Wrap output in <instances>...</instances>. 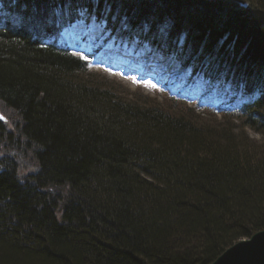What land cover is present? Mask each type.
<instances>
[{"label": "trees", "instance_id": "1", "mask_svg": "<svg viewBox=\"0 0 264 264\" xmlns=\"http://www.w3.org/2000/svg\"><path fill=\"white\" fill-rule=\"evenodd\" d=\"M12 2L0 13V106L16 124L0 121V141L25 146L38 169L21 182L18 151L0 158V264H212L264 229V145L242 136L264 141V98L223 115L227 126L211 111L128 100L49 44L69 19L55 9L87 7L124 35L182 36L185 64L264 92V0ZM48 192L68 204L62 219Z\"/></svg>", "mask_w": 264, "mask_h": 264}, {"label": "rangeland", "instance_id": "2", "mask_svg": "<svg viewBox=\"0 0 264 264\" xmlns=\"http://www.w3.org/2000/svg\"><path fill=\"white\" fill-rule=\"evenodd\" d=\"M83 28L82 30V34L86 33L87 34V42L83 43V44H71L73 47H78L79 50H83L85 48V46H87V52L89 53V51L94 48H104L106 49V51H117L118 53L125 55L123 57L120 58L119 60H116L115 63H118L119 65H121V62L124 61L126 62L129 66H137V63L140 62L141 60V56L144 53L143 49H147V48H142V46L138 45L137 41H133V42H129V41H125V40H121L118 42H115L114 40H111V42L107 41V36L108 33L104 32L105 26L103 24H95L94 23V19L91 20V24L89 26H83L80 24H77V26L75 27L76 29H80ZM81 31H79L80 33ZM79 34L77 35V38L80 37ZM71 35H74L75 37V31L74 28L71 30V33H68L66 35V38L71 42L73 41V38ZM76 38V37H75ZM114 44V45H113ZM119 46H121L122 48L118 50ZM139 47V48H138ZM138 48V53H134L135 50ZM75 50V49H74ZM134 53V54H133ZM134 55V56H133ZM125 57V59H123ZM109 59L112 60V54L111 53H107V54H102L99 53L98 54V58L95 59L94 61V72L96 76L98 78H100L103 83H106L107 85H109L110 87H112L113 89H115L116 91L120 92L123 94V97H126L128 100H133L135 97H137L136 95H140L142 97H145L148 101H151L149 97H147L146 95L154 98L156 96H154V92L153 91V87L158 84L156 82L150 83L147 80H137L136 81V75H132L131 77H126V74L123 72H118L114 71V70H105L103 68V66H105V63H103L102 61L104 59ZM171 61L168 63V66H166L164 68V72L162 71L161 73L158 71V74L156 75L157 78H159L162 82V80H164L165 82L162 83H166V86H169L170 88H172L175 91H182L185 92L187 95L189 96H195V97H202L203 99H207L209 102H213V103H218L220 101V103L222 102H226L228 101L227 98H223L224 96H222L221 98L217 97L216 94V90L213 91H209L207 83L199 78L196 77L194 78V80H190L188 85L185 86L184 83L187 81V79L190 77L191 72H186V71H182L180 69V67L178 66L177 63H175V59L174 58H170ZM175 61V62H174ZM155 62L157 63V60H155ZM118 65V66H119ZM157 68V67H156ZM170 68V70L168 71V69ZM158 69V68H157ZM162 75V76H160ZM159 100H161V97H158ZM238 102V101H236ZM233 102V103H236ZM3 112L5 113L6 116H10V119L13 117V115L4 110ZM199 115V114H196ZM208 117V116H206ZM209 118V117H208ZM211 119V118H210ZM215 120H217V122L221 123V124H227V126L229 125V120L228 119H222L221 116H216ZM240 123H242L240 121ZM234 125H240L238 123H235ZM11 129H13V125L10 126ZM9 128V129H10ZM243 140L248 142L249 144L251 142L260 145L261 147H263L264 145V141H263V137L262 135H260L259 133L250 130L248 128H243ZM4 143V142H3ZM2 141H0V158L3 157H10L12 155H17L15 154V151H18L19 154V159L18 158L16 160H18V163L24 164L27 166L26 169V174L27 172H33L36 171V166H33V164H35V162L33 160H31L28 157H20L24 154V150L26 149L25 146L23 147H17V149L14 151L13 153V149L12 147H8L5 146V144H3ZM22 146V145H21ZM25 148V149H24ZM31 155V154H29ZM29 164V165H28ZM31 165V168L29 169V166Z\"/></svg>", "mask_w": 264, "mask_h": 264}, {"label": "water", "instance_id": "3", "mask_svg": "<svg viewBox=\"0 0 264 264\" xmlns=\"http://www.w3.org/2000/svg\"><path fill=\"white\" fill-rule=\"evenodd\" d=\"M212 264H264V230L234 244Z\"/></svg>", "mask_w": 264, "mask_h": 264}, {"label": "bare ground", "instance_id": "4", "mask_svg": "<svg viewBox=\"0 0 264 264\" xmlns=\"http://www.w3.org/2000/svg\"><path fill=\"white\" fill-rule=\"evenodd\" d=\"M14 5V3L12 2V0H0V13H2L3 11H4V9L6 8V7H8V6H13ZM239 5V4H238ZM243 9H248V8H244L243 7ZM1 27V26H0ZM227 51H228V53H230V54H234L235 53V55L237 56V57H240L239 56V51H238V46L235 44V42H232V45H230V46H227ZM226 65H227V63H226ZM160 68L161 69H163V65L162 66H160ZM249 82H251V79L249 78V79H247ZM252 87H253V85H252ZM258 97L259 98H264V92H262V94L260 95V94H258ZM15 124H16V119H15V117L13 116L11 119H10V126L11 125H13V129H11L10 128V132H12L13 133V131H14V127H15ZM8 140H10V141H8L7 142V144L8 145H11V144H13L14 143V139H15V137L13 136L11 139H10V137H8L7 138ZM24 140H25V138H24ZM32 156H30V157H28V158H30L31 160H33L34 162H35V164H33V166H38V164H37V162H36V160L32 157ZM18 160L20 161V159L18 158ZM29 165V164H28ZM31 168V165L29 166V169ZM17 169H18V173H19V175L21 176V179L20 178H17V180L18 181H21V182H26L27 183V181H28V179H32V178H34L35 176H36V174H37V171H33V172H30V174L28 175V177H27V174H26V169H27V166L26 165H24V164H17ZM40 169V171H41V169H42V167H40L39 168ZM24 177H27L25 180H22ZM48 195H49V197H50V199H51V201H52V203L54 204V207H53V213H54V216L57 214V217L58 218H63L64 217V213H65V209L67 208V206H68V204L67 203H65L64 201H62V200H60V199H58L57 197H56V195L54 194H52V193H50V192H48L47 193Z\"/></svg>", "mask_w": 264, "mask_h": 264}]
</instances>
